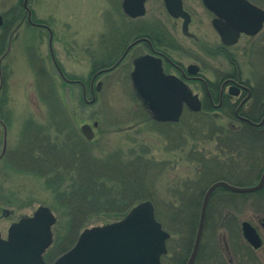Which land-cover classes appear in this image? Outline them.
<instances>
[{
    "label": "rangeland",
    "instance_id": "obj_1",
    "mask_svg": "<svg viewBox=\"0 0 264 264\" xmlns=\"http://www.w3.org/2000/svg\"><path fill=\"white\" fill-rule=\"evenodd\" d=\"M121 1L27 0V6L31 11L33 21L44 23L49 27L52 54L59 68L67 78L76 79L85 84H88L91 78L93 60L104 61L112 57L113 61V51H110L112 48L106 50V43L103 41L108 44L112 43L110 42L112 26L115 22L118 31L123 33L121 34L123 37L125 35L124 23L130 24L131 29L127 31V34L131 32L132 36L140 32L142 28L147 32L151 29L155 31L159 25L164 29L165 39L177 43L180 47L177 51H170L171 55L182 65L195 62L201 66L202 73L209 78H212L210 66L230 72L239 65L241 79L250 82L251 85H254V81L258 79L257 75L252 74L255 68L260 69L259 76L264 75L263 59L256 61L249 54H245V57L241 55L242 46L247 39H240L236 44L228 46L232 61L229 57L227 62L222 56H215L213 52L221 49V42L211 25V15L200 5H189L188 0H185L194 18L189 25V31L198 38V42L195 43L181 33L180 21L175 20L165 11L161 0H146L145 14L133 19L122 13ZM256 1L264 5V0ZM22 2L23 0H0V14L4 13V21L11 20L13 14L25 12ZM17 5L18 9L7 12L8 9ZM15 21L11 23L6 33L0 26V42L2 43L0 47V76L2 77L0 114L9 123L6 127V151L0 159V233L3 238L6 237L8 226L17 221L20 216H29L37 206L49 207L52 203V196L43 187L41 179L18 174L13 165L7 161L8 153L17 145L22 120L31 117L40 123L45 121L47 106L46 102L39 99L35 80V75L41 65L54 80V85L49 82L43 84L46 88L43 96L49 97L52 94V87L55 88L58 98L64 104L79 135L82 137L79 131L81 124L98 122V126L94 129V137L88 141L90 152L96 157H101L106 152H113L118 148L137 149L139 146H144L146 148L145 158L155 163L154 168L148 171L146 181L149 185H153L161 195L167 196V189L172 185H177L178 188H182L186 183L191 185V180L195 177L199 166L193 158L195 155L198 156L196 152L205 157L216 156L220 162L225 163L223 153L214 142L197 140L190 135L188 122L191 111L189 109L184 108L180 120L174 123L152 121L147 108L143 106L132 87L128 72L124 69L108 70L99 74L93 83V98L85 90V100L81 99L80 86L77 83L70 85L71 110L67 109L64 97L66 84L50 58L49 32L44 28L39 30L26 22L15 27L17 24ZM121 35L119 38L122 37ZM263 35H259V40L254 39V41L257 43L262 40ZM97 82H100V87L95 90L94 85ZM187 85L192 92L198 95L199 99L202 98L203 92L198 83L189 82ZM71 111L75 115H72ZM214 113L217 114L220 111L211 109L210 114ZM216 124L227 126L226 119H218ZM2 133L3 128L0 125V151ZM218 169L220 173L223 172L220 167ZM245 170H247L246 167L238 166L239 175H222L232 179L244 178L245 173L247 174ZM250 176L251 174L248 175ZM255 179L250 177L244 180L254 184ZM7 200L10 203H6ZM4 208L8 210L7 216L2 215ZM50 209L56 220L52 226V243L45 254L47 264H50L62 251L54 249L52 253L50 252L51 256L48 255L54 242L65 240L66 244L63 248L67 249L75 242L83 228L108 223L112 220V218L104 220L101 214L92 215L87 224L76 230V233L74 231L70 234L66 225L67 218L55 208ZM209 213L211 217L217 214L221 217L234 215L237 224L244 220L256 225L263 240L262 247L257 250V253L264 250V229L259 222V219H264V187L254 193H243L242 195L217 189L212 198ZM161 219L165 227L174 231L166 241V253L161 256L163 257L162 264H170L172 256L182 249L180 235L183 231L179 225L174 228L175 225H172L166 214L161 215ZM235 228L233 229L234 235L239 233L237 227ZM235 242L239 243L236 244L240 245L237 246L239 249L243 248L241 245L244 242L240 238L239 242L233 240L230 244L228 243L229 248H232ZM220 244L219 238L218 243L216 239L211 242L208 233L205 232L195 264H224L225 262L220 259L219 255L216 259L206 252L209 246L217 252ZM250 254L253 256V253ZM235 262L244 264L238 259H235Z\"/></svg>",
    "mask_w": 264,
    "mask_h": 264
},
{
    "label": "trees",
    "instance_id": "obj_2",
    "mask_svg": "<svg viewBox=\"0 0 264 264\" xmlns=\"http://www.w3.org/2000/svg\"><path fill=\"white\" fill-rule=\"evenodd\" d=\"M20 16L22 14L18 12V14L12 15L11 20L4 21L2 28L5 33L11 23L14 20L17 21ZM140 32L147 31L142 28ZM150 36L151 34H149ZM103 42L106 43V50L112 48V43ZM228 57L232 61L231 53L228 54ZM110 65H112V57L104 61L93 60L90 73L93 74ZM38 69L35 80L39 99L46 102L47 106L45 121L40 123L31 117L22 120L18 131L17 145L8 153L7 161L13 165L18 174L42 180L43 187L52 196V203L49 204V207L60 211L67 218L66 225L70 234L74 231L76 233V230L87 224L92 215L101 214L104 220L110 218L116 220L122 217L135 203L150 200L154 205L156 219L170 233V236L174 231L165 227L161 215L166 214L172 225H175L174 228L177 225L182 227L183 233L180 235V241L183 246L181 251L172 256L170 264H184L191 248L201 200L207 186L216 180H225L231 184L244 186L251 184L250 181H245V178L253 177L255 179L259 175L258 172H247L244 178L242 177L243 179H232L222 175L240 174L238 171V150L242 144L240 134L245 136L243 139L246 144L253 146L257 141L251 136L258 133L259 130L250 127L240 131L237 125L233 127L230 124L227 126L217 125L216 116L210 114L212 108L206 98L203 100L200 112H190L188 132L197 140L214 142L215 146L223 153L225 163L220 162L216 156L205 157L196 152L198 156L195 155L193 158L199 163V166L196 169L195 177L191 180V185L186 183L182 188L172 185L167 189L168 195L163 196L146 181L148 171L155 166L152 160L145 158L146 148L144 146H139L137 149L118 148L113 152H106L101 157L94 156L89 150L88 141L84 140L76 130L64 104L58 98L55 88H50L52 92L50 90L49 92L52 94L49 97L43 96L44 90H46L43 84L49 82L54 85V80L42 65ZM81 99L83 98L81 97ZM222 103L218 109L221 115L226 119L235 118L236 103H231L227 98H224ZM1 106L0 103V111ZM238 112L251 120H257L263 116L264 75L259 76L256 82L254 81L248 107L240 108ZM0 120L6 127L8 126V120L2 114H0ZM249 136L250 138H248ZM252 146L249 148L254 147ZM190 156L193 155L190 154ZM218 167L223 170L222 173ZM249 174H251L250 177H248ZM216 191L210 198L208 209H210ZM6 203H10L9 200ZM233 216L229 215V219L234 221L235 216ZM234 222L235 226L232 229L236 227V219ZM65 244L63 239L54 242L48 255L51 256L54 249L62 250L61 253L64 252ZM241 246L245 248V256L248 257L250 250L247 249L245 243ZM243 263L246 264L245 261Z\"/></svg>",
    "mask_w": 264,
    "mask_h": 264
},
{
    "label": "water",
    "instance_id": "obj_3",
    "mask_svg": "<svg viewBox=\"0 0 264 264\" xmlns=\"http://www.w3.org/2000/svg\"><path fill=\"white\" fill-rule=\"evenodd\" d=\"M214 18L211 24L217 32L220 41L225 45L237 42L240 33L252 35L256 33L264 20V11L248 0H201ZM145 0H122L123 12L136 18L144 14ZM169 15L182 18V33L194 37L188 32L189 14L183 10L181 0H163ZM29 23L30 9L27 0H23ZM0 15V26L2 25ZM133 41L128 45L136 43ZM49 51L51 62L59 76L67 83L73 82L65 77L59 68L51 49V34L49 35ZM124 55V54H123ZM98 70L92 80L102 71ZM197 67L191 64L187 73L194 75ZM131 80L137 96L146 105L152 119L160 122H177L185 103L190 110L199 111L201 108L197 94H193L184 82L178 77L165 74L160 59L152 55H141L134 59L131 71ZM97 84V89L99 87ZM2 77L0 76V88ZM69 87L66 86L65 104L70 109ZM72 115H75L71 111ZM3 128L0 159L6 150V127L0 120ZM98 126L97 121L91 124L83 123L79 127L81 135L90 141L94 137L93 128ZM264 185V169L258 181L249 186L234 185L224 180L212 182L205 190L198 215L190 253L185 264H193L199 249L202 236L207 205L213 191L223 188L234 193H251ZM8 210L3 209L2 215L7 216ZM55 216L49 207L39 205L31 215L20 216L7 228L6 237L0 233V264H46L43 253L52 242V226ZM241 231L244 239L254 248L261 244L254 227L248 221L241 222ZM169 233L155 218L154 206L150 200H143L134 204L121 218L99 225L84 228L74 244L65 252L57 256L51 264H160V257L166 253V240Z\"/></svg>",
    "mask_w": 264,
    "mask_h": 264
},
{
    "label": "flooded vegetation",
    "instance_id": "obj_4",
    "mask_svg": "<svg viewBox=\"0 0 264 264\" xmlns=\"http://www.w3.org/2000/svg\"><path fill=\"white\" fill-rule=\"evenodd\" d=\"M162 1V0H161ZM252 4H255L256 6L260 7L264 11V5L259 4L256 0H248ZM185 0H182V8L184 11H186L190 16L189 25L194 20L193 14L188 8V6L185 4ZM189 5H200L202 8H204L210 15L212 21L214 15L207 10L201 0H188ZM163 7L164 3L162 1ZM22 7L24 10V5L22 2ZM19 6H13L11 9H8L7 12H11L14 9H18ZM165 9V7H164ZM166 11V10H165ZM25 13V14H24ZM17 21V24L15 27L20 25L23 22H26L29 25H32L33 27L37 29H45L47 32H50L49 27L44 23H38L33 21V23H29L27 20L26 12H24ZM2 16V20L4 23V13L0 14ZM25 19V20H24ZM177 21H180V30H181V24H182V18H174ZM123 25V24H122ZM125 27L124 30V37L121 35L122 32L118 31L117 24L112 26V51H113V61H112V71L116 69H124L128 72V76L131 80V71L133 69V61L136 57L141 55H152L155 58L160 59L162 70L165 74H171L179 79H181L185 85L188 87L187 84L189 82H196L200 85L201 91L203 92L202 98L200 99L201 106L203 104V100L207 98L208 104L213 110H218L222 106V102L224 98H227L231 103H236V107L234 110L235 118L233 119H226L223 117L220 113H214L216 116V120L218 119H226V123L232 125H237L238 130L243 131L245 129H248L250 127L255 128L256 130H259L258 133L253 134L251 137L254 138L257 142L252 146L251 144H246L243 139V134H240L241 136V145L240 149L238 150V162L240 168H245L247 172H258L259 175L255 179L256 182L259 179L263 169H264V114L257 120H251L249 118H246L239 114L240 108H247L248 104L250 102V96L252 93V85L250 82L241 79V68L239 65H237L233 70L231 69L230 72L222 71V69H218L217 67H209V70L212 72V78H209L205 76L202 73L201 66H198L195 62H190L187 65H182L180 61L176 60L170 53V51H177L179 50V45L175 42H172L171 40H167L164 37V29L157 26V30H149V32H138L134 36L130 32L127 34V31L131 29L130 24L124 23L123 25ZM189 28V27H188ZM147 31V30H146ZM140 33H144L143 35H139ZM182 33V32H181ZM149 34L151 36L149 37ZM193 34V33H192ZM264 34V20L262 22V25L260 29L252 34H246V33H240L238 41L240 39H247L241 49V55L242 57H245V54L253 56L254 60L261 59L264 60V35L262 40L258 41L257 43L254 41V39H258V36ZM120 35L122 36L121 38ZM194 37L191 38L195 43L198 42V38L193 34ZM136 43L130 45V47L127 49L126 53L124 51L128 47L130 43H132L135 40H138ZM237 41V42H238ZM262 45V46H261ZM252 46V47H251ZM221 49L219 51L213 52L215 56L219 55L222 56L226 61L228 60V46L223 45L221 43ZM251 47V48H250ZM205 48V47H204ZM124 54V55H123ZM228 62V61H227ZM115 64V65H114ZM194 64L197 67V72L194 75H190L187 73V68L189 65ZM264 66V63H262ZM258 68V67H257ZM255 68V71H252L253 76H258L260 74V69ZM96 79L94 78L92 80V77L90 78L88 84H85V82H82L81 84L76 82L80 88H81V95L84 97L85 90L89 95H93V83ZM132 84V80H131ZM133 87V84H132ZM94 89L97 90V83L94 85ZM189 89V87H188ZM190 90V89H189ZM191 91V90H190ZM143 106L146 107V105L142 102ZM147 108V107H146ZM189 109L187 105L183 104V109ZM182 109V110H183ZM190 110V109H189ZM237 123V124H236ZM250 138V136L248 137ZM249 146L253 148H249ZM255 183V182H254ZM264 185L262 186V188ZM261 188V189H262ZM210 203V202H209ZM208 203V206H209ZM207 206V209H208ZM210 212V209H208ZM206 212L204 226H203V232H202V238L200 241V246L202 243V239L205 235V232L208 233L209 239L212 240L216 239L218 243V238L221 240V244L217 247V252L213 250L212 247L209 246V248L206 250V252L209 255H212V257L217 258L219 255L220 259L225 262L224 264H236L235 259H238V261H245L246 264H264V250L260 251V253H257V250H259L262 247L263 240L262 236L258 231V227L254 224H251L254 229L256 230L261 244L258 248L252 247L243 237L242 231H241V222L240 224H236L237 229L239 230V233L235 235L233 234L232 227L235 226V219L234 221L229 219V216H223L221 217L219 214L217 215H210V213ZM233 216V215H232ZM234 217V216H233ZM244 221V220H243ZM237 222V221H236ZM259 222L264 229V219H259ZM216 236V237H215ZM237 236V237H236ZM246 244L247 249L250 250V253H253V256L251 254L248 255V257L245 256V248H238L236 245V242L234 245L232 244V248H229L228 243L230 244L231 241L239 240V238ZM241 236V237H240ZM215 237V238H214ZM199 246V250L200 247ZM198 250V254H199ZM243 252V253H242ZM198 254L196 256V259L193 264L196 263ZM207 254V255H208ZM44 259L45 254H43ZM234 259H233V257ZM187 259V258H186ZM46 261V260H45ZM253 263H252V262ZM162 264V263H161ZM185 264V263H184Z\"/></svg>",
    "mask_w": 264,
    "mask_h": 264
}]
</instances>
